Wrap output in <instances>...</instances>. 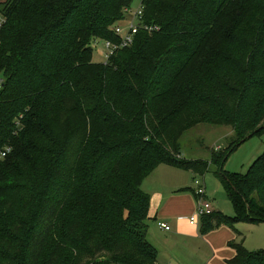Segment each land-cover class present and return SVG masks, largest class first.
<instances>
[{"label": "trees", "instance_id": "trees-1", "mask_svg": "<svg viewBox=\"0 0 264 264\" xmlns=\"http://www.w3.org/2000/svg\"><path fill=\"white\" fill-rule=\"evenodd\" d=\"M134 1L0 0V150L13 149L0 264H156L142 183L161 164L226 184L235 215L205 229L264 223V153L246 175L225 170L264 132V0H142L161 29L95 62L93 41H117ZM199 124L233 134L186 160L178 140ZM232 246L229 264H264V250Z\"/></svg>", "mask_w": 264, "mask_h": 264}, {"label": "crops", "instance_id": "crops-1", "mask_svg": "<svg viewBox=\"0 0 264 264\" xmlns=\"http://www.w3.org/2000/svg\"><path fill=\"white\" fill-rule=\"evenodd\" d=\"M199 175L161 164L142 183L151 198L147 234L158 251L156 264H229L236 256L232 244L242 240L244 244L246 236L238 223L230 227L213 221L210 229L204 228L206 223L202 220L198 225L190 223L189 218L199 207L194 181ZM202 180L209 199L205 178ZM211 203L215 213L223 214ZM159 222H165L170 229L161 228Z\"/></svg>", "mask_w": 264, "mask_h": 264}, {"label": "rangeland", "instance_id": "rangeland-1", "mask_svg": "<svg viewBox=\"0 0 264 264\" xmlns=\"http://www.w3.org/2000/svg\"><path fill=\"white\" fill-rule=\"evenodd\" d=\"M141 0H135L132 10H137ZM128 19V16H127ZM124 22L121 21L119 23ZM103 41H99L94 48L93 60L103 62ZM233 134L231 127H215L205 124H199L194 128L184 132L180 138L181 155L187 159L206 161L211 158L212 149L222 150L228 144L229 137ZM264 153V132L255 135L246 140L236 149L228 159L225 170L231 173L245 174L250 166ZM210 164V163H209ZM207 184L209 200L223 212L224 215L234 217L235 207L228 195L227 186L212 172L199 175ZM240 230L245 234L244 246L250 251L264 250V223H245L237 224Z\"/></svg>", "mask_w": 264, "mask_h": 264}, {"label": "built area", "instance_id": "built-area-1", "mask_svg": "<svg viewBox=\"0 0 264 264\" xmlns=\"http://www.w3.org/2000/svg\"><path fill=\"white\" fill-rule=\"evenodd\" d=\"M128 19L124 20V22L116 24L115 27L112 28L116 37H118L117 41H111L109 39H101L97 38L93 41L92 46L96 48L99 41H103V63H108L111 58L116 55L119 51L130 47L139 32L146 33H155L158 32L161 28L160 25L147 23L144 19V6L142 4V0L139 8L135 11L130 8L127 10ZM4 20L0 16V28L4 24ZM11 146H5L0 150V161L6 158L12 152ZM195 193L199 198V204L197 207L196 213L189 218L191 224H200V221L211 214L214 213V207L211 201L207 198L206 185L204 181L200 178H196L195 180ZM161 228L170 229V227L165 222L158 223Z\"/></svg>", "mask_w": 264, "mask_h": 264}, {"label": "water", "instance_id": "water-1", "mask_svg": "<svg viewBox=\"0 0 264 264\" xmlns=\"http://www.w3.org/2000/svg\"><path fill=\"white\" fill-rule=\"evenodd\" d=\"M252 136H253V135H249L246 139H244V140L242 141V143H244L246 140L250 139Z\"/></svg>", "mask_w": 264, "mask_h": 264}, {"label": "bare ground", "instance_id": "bare-ground-1", "mask_svg": "<svg viewBox=\"0 0 264 264\" xmlns=\"http://www.w3.org/2000/svg\"><path fill=\"white\" fill-rule=\"evenodd\" d=\"M215 212V211H214Z\"/></svg>", "mask_w": 264, "mask_h": 264}]
</instances>
